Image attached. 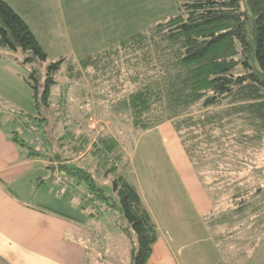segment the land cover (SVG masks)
Wrapping results in <instances>:
<instances>
[{"label": "trees", "instance_id": "16d2710c", "mask_svg": "<svg viewBox=\"0 0 264 264\" xmlns=\"http://www.w3.org/2000/svg\"><path fill=\"white\" fill-rule=\"evenodd\" d=\"M177 1L181 3L179 13L87 55L81 68L76 63L69 68L71 77L89 76L98 97L110 102L115 112L128 116L134 128L149 130L172 122L196 166L210 156L227 154L234 144L264 139V0ZM0 47L21 50L23 62L35 64L25 79L33 89L40 112L34 117L40 121L37 128L43 136L50 124L44 112L53 104L52 87L66 59L43 69L48 53L29 23L6 0H0ZM65 93L58 99L60 103L67 99ZM61 138L69 139L68 149L75 154L91 140L86 132L69 129ZM97 138L88 154L100 170L103 163L110 165L107 155L116 153L119 142L108 134ZM15 141L34 150L16 136ZM42 150L37 149V154ZM55 155L57 161L53 162L69 189L80 186L82 179L88 183L91 196L80 189L82 200L90 203L94 195L109 199L89 169L67 164L72 159L61 153ZM111 173L119 208L138 239L135 264H147L159 238L157 224L136 186L118 173V165L108 166L106 174ZM199 175L202 178V172ZM249 197L247 192H236L235 200L245 199L237 203V211H247Z\"/></svg>", "mask_w": 264, "mask_h": 264}, {"label": "rangeland", "instance_id": "374dc122", "mask_svg": "<svg viewBox=\"0 0 264 264\" xmlns=\"http://www.w3.org/2000/svg\"><path fill=\"white\" fill-rule=\"evenodd\" d=\"M122 1L64 0V23L70 36L71 46L67 42L65 31H62L65 30L63 21L57 20L56 14L42 18L38 15L41 10L25 12L27 21L38 32L44 49L48 53V61L43 65V69H46L47 65L52 62H57L62 58L66 59L61 70L56 74L57 83L52 87L51 103L53 104L44 112L49 117L50 124L47 125L42 136L48 153H42L41 157L49 158L48 156L52 154L57 161L55 155L57 152L61 153L62 157L75 160L77 165L89 169L94 174L98 186L102 187L109 197L108 200H104L100 196L94 195L91 202L88 203L84 199L75 200L70 192L58 194L54 190V197L59 198V202L65 207L54 208L57 210L52 211H61L58 213L75 221L79 231L84 232V236L82 234L81 237H77L84 248L83 256H81L84 264H135L133 251L138 248L137 236L134 231L128 228L126 217L119 208V195L113 187L114 175L106 174L108 166L113 165L103 163L102 169L97 170L94 157L92 154H88L92 150L94 142L98 140L97 137L108 134L118 140L119 148L116 153L114 152L120 161L118 173L125 174L131 182L136 183L138 188H140V182L145 183L147 193H152L149 189L154 185L157 186V192L162 191L163 186H172L171 180L179 177L175 161L169 151L174 153L177 151V147L174 148V142L168 136L163 137L158 129L159 126L149 130L134 128L128 116L115 112L110 106V102L98 97L89 76L83 73L84 76L80 79L76 78V74L71 77L72 71L69 68L71 63H76L81 68V60L87 55L95 53L106 45L116 43L139 30L148 29L154 23L164 21L166 17L181 11L178 9L181 3L177 0H143L145 6L148 3L149 8L148 10L144 9V14L146 16L148 13L149 18L148 20H136L137 9L134 1ZM53 12L55 13V11L50 13ZM0 50L7 52L5 54L8 56L4 57L8 60L19 62L20 67H16L20 69V74L25 80L21 83L8 77V81L13 83L12 86L10 84L7 86L8 92L12 94L15 101V104H11L12 112L16 117L21 113L26 114L30 122L38 127L40 121L34 116H40V112L35 106L33 89L25 79L30 76L35 64L24 63L21 50L12 51L3 47H0ZM5 76L1 75V77ZM1 77L0 79H2ZM64 91H66L64 97L67 99L60 103L58 99ZM29 94L31 95L29 96ZM0 95L4 97L1 92ZM91 122H95L96 127L99 125L103 128L99 131L101 133L89 129L88 125ZM236 127L238 128L237 125ZM171 128L174 130V125ZM41 129L43 130L42 127H40ZM68 129L77 134L83 132L89 134L91 140L86 149L77 154L68 149L69 139H66L65 142L61 138L68 132ZM17 130L21 140H25L33 148L37 147L30 141L25 132L26 129L24 131L18 127ZM236 135L238 136V134ZM176 144L179 150H184L181 139L178 141L176 139ZM83 151L88 152L81 157ZM227 152L224 155L220 153L210 156L199 165L193 164L195 168L198 167L197 172H202L201 181L211 194L215 212L218 214L217 221L225 223L230 230L233 227L236 229L240 225L243 228L248 225H259L261 222L264 224V221L260 220L263 219L261 215L264 212H260V215L258 212L260 208H264V204L260 205L259 201L255 200L256 198L260 199L257 193L260 188H264V139L248 144H234ZM177 153L175 155L178 159L180 153ZM74 177L70 176L71 179ZM178 181V179L174 180L173 188L176 193L185 194L186 191L182 185L177 184ZM49 182L47 180V183ZM83 188L91 196L88 183L84 179L76 189L80 192V189ZM238 191L240 193L247 192L248 196H251L246 199V203L250 202L246 212L236 210L237 203L245 200L244 198L239 200L233 198ZM185 208L188 209V204ZM91 212L95 214L92 215ZM72 234L70 232L69 236L73 238ZM258 235L260 234L248 230L239 234H230L234 238L224 239L225 237H222V239H224L223 242L229 243V256L235 257L239 252L246 253L249 250L248 244L254 242ZM213 236L216 240L217 234L213 233ZM200 238L204 240L205 234L201 233ZM185 240L190 242L188 238ZM232 248L235 249L231 252ZM235 250L237 253H233ZM0 264H9V262L0 256ZM38 264L43 263L39 260Z\"/></svg>", "mask_w": 264, "mask_h": 264}, {"label": "crops", "instance_id": "0c3cea01", "mask_svg": "<svg viewBox=\"0 0 264 264\" xmlns=\"http://www.w3.org/2000/svg\"><path fill=\"white\" fill-rule=\"evenodd\" d=\"M6 1L26 21L27 10H41L39 16L43 18L56 14L57 20H62L65 26L64 0ZM132 1L137 9L135 19L148 20V13L146 16L144 14V9L149 8L148 3L145 6L143 0ZM51 11L55 13H50ZM27 22L41 42L38 32L29 21ZM62 31H65L67 42L71 46L66 26ZM41 44L44 47L42 42ZM5 53L7 52L0 50V71L4 73L0 72V77L6 75L0 79V92L4 96L0 95V256L10 264H38L39 260L43 264H84L81 258L84 248L77 239L82 234L84 236V232L79 231L75 221L58 213L61 211H52L57 210L54 208L65 207L59 202V198L54 197V190L58 194L70 192L72 197L78 200L73 195L76 187L72 185L71 189L63 191L62 186L56 184L54 171L57 167L52 154L44 159L41 157L43 154H37V147L31 151L27 145L15 141V136L21 140L17 128L21 127L25 131L28 126L26 122H30V119L24 113L19 116L17 114L16 117L12 112L11 104H15V101L7 86H12L13 83L8 81V77L21 83L25 80L20 74V69L16 67H20L19 62L8 60L4 57L8 56ZM172 126V123L165 122L159 125L158 129L163 137L172 139L174 148L177 147L180 153L177 159V151L173 153L169 150L179 176L175 179L179 180L177 184L182 185L186 193H176L173 188L175 179L171 180L172 186H163L162 191L157 192V186H152L149 189L152 193L146 192L145 183L140 182L138 188L136 183L132 182L139 189L159 232V238L147 264H264V224L261 222L264 221V214L261 215V223L255 226L242 228L240 225L230 230L225 223L218 222L211 194L203 185L199 171L197 172V168L190 161L183 145L184 150H179L176 139L178 141L180 137L175 128L172 130ZM47 150L44 144L41 153H46ZM67 164L77 165L75 160L67 161ZM47 180L50 182L47 183ZM263 192L264 188L258 194L260 199H255L260 205L264 204ZM187 204L188 209L185 208ZM258 212L260 215L264 208H260ZM248 230L260 235L248 244L249 250L246 253L239 252L237 256L230 257L229 243L223 240L233 237L230 234ZM70 232L73 233V238L69 236ZM201 233L205 234L204 240L200 238ZM213 233L217 234L216 240ZM226 233L227 235H224ZM187 238L189 243L185 240ZM233 249L235 248L230 251ZM233 253H237V250Z\"/></svg>", "mask_w": 264, "mask_h": 264}, {"label": "built area", "instance_id": "2783aa9c", "mask_svg": "<svg viewBox=\"0 0 264 264\" xmlns=\"http://www.w3.org/2000/svg\"><path fill=\"white\" fill-rule=\"evenodd\" d=\"M88 127H89V129H91L92 131H96L97 133H101L99 131L103 130V128H101L99 125H98V127H96L95 122H91V124L88 125ZM26 133H27L30 141L32 143L36 144L37 149L41 150L43 145H44V140H43V137L41 136V132L39 131V129L35 125H29L26 128ZM83 152L84 153L81 152L82 153L80 155L81 157L84 154H86L88 151H83ZM107 161L110 165H113V166L119 165V163H120V161L116 157L115 153H113V152L108 153ZM54 180H55L56 184H59L62 186L63 191H66L69 189V183L66 181L62 172H60V170H58V169H56L54 172ZM73 195L78 199L83 198V194L80 192H74Z\"/></svg>", "mask_w": 264, "mask_h": 264}]
</instances>
